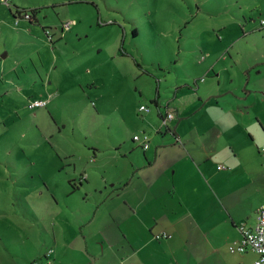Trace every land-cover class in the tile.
Segmentation results:
<instances>
[{"label":"rangeland","instance_id":"rangeland-1","mask_svg":"<svg viewBox=\"0 0 264 264\" xmlns=\"http://www.w3.org/2000/svg\"><path fill=\"white\" fill-rule=\"evenodd\" d=\"M15 3L31 17L16 20ZM263 17L264 0H0V264L88 261L81 220L90 209L123 205L124 191L143 189L148 175L166 186L157 164L141 165L148 160L133 140L143 129L151 142L161 137L141 102L160 119L158 97L178 119L204 100L181 119L187 131L199 114V125L209 122L217 95L207 92L236 67L234 82L254 84L250 99L264 106V69L250 78L244 69L264 58ZM44 96L46 104L30 105ZM69 141L80 143L73 157L93 171L89 185L77 173L67 178L58 148ZM130 163L137 171L128 190L100 200L102 174L112 185ZM255 176L262 186L264 171ZM106 260L89 264H113Z\"/></svg>","mask_w":264,"mask_h":264},{"label":"crops","instance_id":"crops-1","mask_svg":"<svg viewBox=\"0 0 264 264\" xmlns=\"http://www.w3.org/2000/svg\"><path fill=\"white\" fill-rule=\"evenodd\" d=\"M53 31L45 28L52 42ZM56 43L53 48L60 47V42ZM254 60L244 68L248 78L250 70L258 67L256 70L260 72L264 69V58ZM56 65L54 61L52 66ZM232 70L225 82L218 79L220 88L215 94L207 92V96L217 95L213 110L206 118L209 122L199 125V114L191 119L192 125L187 131L182 130L181 119L190 118L193 112L201 109L204 100L191 112H179L178 119H174L173 112L170 123L164 121L163 114L173 109L167 103L161 107L158 97L154 98L160 119H156L150 106L147 120L161 137L154 138L147 147L138 143L148 160L141 165L157 164L158 175L163 177L166 186L156 188V176L148 175L149 178L143 179V189H126L137 171L132 163L123 176L111 182L112 185L107 183L103 173L99 180L106 192L101 189L100 200L119 188L128 191H124L123 205L106 206L103 210L97 205L90 209L85 220H81L87 227L82 230L85 238L82 249L88 252L84 251L89 260L78 264L102 262L109 257L113 264H252L258 255L256 251L232 249L230 244H236L241 238L239 224L242 221L255 224L256 209L264 201V184L259 187L252 184L259 169L264 171L260 149L264 145V106L250 99L254 84L248 87L246 82L242 85L234 82L236 67ZM44 97L48 102V97ZM75 147L80 148L78 141H69L67 147L61 144L58 148L59 155L62 157L63 153L65 157L62 161L68 165L65 172L71 176L67 178L70 180L77 173L79 182L84 177L89 185L93 171L86 161L82 165L73 157ZM90 157V162L98 159L97 151ZM254 159H258V165ZM220 163L224 165L218 166ZM96 183L93 182V188L97 187ZM73 189L71 186L68 191ZM163 229L171 234L157 237L155 232ZM105 251L110 254L108 258ZM59 263L72 264L63 260Z\"/></svg>","mask_w":264,"mask_h":264},{"label":"built area","instance_id":"built-area-1","mask_svg":"<svg viewBox=\"0 0 264 264\" xmlns=\"http://www.w3.org/2000/svg\"><path fill=\"white\" fill-rule=\"evenodd\" d=\"M6 2H9L10 0H3ZM27 16L30 17L29 11H18L16 12V20H18L19 16ZM261 22H264V17L261 19ZM47 102L46 97H34L30 100L31 106L36 105H44ZM140 109L143 110H149L150 105L146 102H141L139 104ZM173 117V110L167 109L165 111V114L163 115L164 121H166L168 118ZM133 138L136 140H139L141 145L143 147H147L150 143V136L149 133L145 130H142V132H134ZM261 152L264 155V145L260 147ZM224 164H219L218 166H223ZM239 228L241 231V238L238 240L236 244L231 243L230 247L232 249H239V250H245L247 248H251L252 250L256 251L258 255L254 258L252 261V264H261L264 262V201H262L257 209H256V221L254 225H250L246 223L245 221H242L239 224ZM171 233L167 230H160L155 233L157 237H164L168 236ZM46 264V263H45ZM237 264H240L239 262Z\"/></svg>","mask_w":264,"mask_h":264},{"label":"trees","instance_id":"trees-1","mask_svg":"<svg viewBox=\"0 0 264 264\" xmlns=\"http://www.w3.org/2000/svg\"><path fill=\"white\" fill-rule=\"evenodd\" d=\"M12 10H13V14L15 15L16 12H18V11H26L27 9H26L25 7H23V6H22V7H18V5H16L15 9H12ZM30 11H31L32 14H34V12L36 11V9H35V8H31ZM30 17H31V15H30ZM134 32H135V31H134ZM154 101H155V99H154ZM163 115H164V114H163ZM72 182H73V181H72ZM72 182H71V183H72ZM73 183H74V182H73ZM73 183H72V186H73L72 188H74V184H73ZM164 230H165V229H164ZM159 231H160V230H159ZM156 232H157V231H156ZM156 232H155V233H156ZM164 237H165V236H164Z\"/></svg>","mask_w":264,"mask_h":264}]
</instances>
